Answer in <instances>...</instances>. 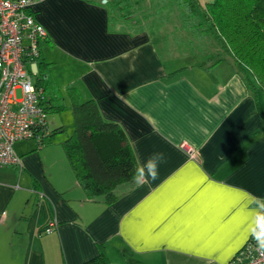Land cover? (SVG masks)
<instances>
[{
	"label": "crops",
	"instance_id": "1",
	"mask_svg": "<svg viewBox=\"0 0 264 264\" xmlns=\"http://www.w3.org/2000/svg\"><path fill=\"white\" fill-rule=\"evenodd\" d=\"M32 14L64 109L75 87L120 125L138 166L156 152L165 162L106 203L87 198L56 130L15 142L21 165L0 167V264H82L101 249L112 264H230L251 236L252 198H264V96L229 57L203 69L166 54L102 4L42 0Z\"/></svg>",
	"mask_w": 264,
	"mask_h": 264
},
{
	"label": "trees",
	"instance_id": "2",
	"mask_svg": "<svg viewBox=\"0 0 264 264\" xmlns=\"http://www.w3.org/2000/svg\"><path fill=\"white\" fill-rule=\"evenodd\" d=\"M90 1L106 8L110 22L124 21L127 28H142L128 17L138 6H146V21L157 13L174 14L175 31L185 34L178 45L203 59L202 64H196L198 67L211 68L223 60V54L232 60L247 88L256 89L254 78L259 89H264V0ZM36 84L44 92L47 113L64 109L63 96L52 80L49 64L41 58ZM67 92L73 127L61 142L65 157L87 198L113 202L118 198V187L134 184L138 165L133 152L120 125L104 119L93 99L78 100L75 87L69 86ZM82 264L112 263L101 249Z\"/></svg>",
	"mask_w": 264,
	"mask_h": 264
},
{
	"label": "built area",
	"instance_id": "3",
	"mask_svg": "<svg viewBox=\"0 0 264 264\" xmlns=\"http://www.w3.org/2000/svg\"><path fill=\"white\" fill-rule=\"evenodd\" d=\"M32 5L33 0H0V167L21 165L15 142L32 139L42 144L50 134L45 95L36 84L40 43L48 34L34 18ZM181 147L192 154L186 143ZM53 227L49 219L43 232ZM230 264H264V251L251 235Z\"/></svg>",
	"mask_w": 264,
	"mask_h": 264
},
{
	"label": "rangeland",
	"instance_id": "4",
	"mask_svg": "<svg viewBox=\"0 0 264 264\" xmlns=\"http://www.w3.org/2000/svg\"><path fill=\"white\" fill-rule=\"evenodd\" d=\"M146 6H138L133 14H129V19H133L132 21L137 22V24L145 28L151 34L154 42L158 47H160L161 51L164 53H175L178 57H183L188 63L202 64L203 59L194 57L190 54L185 47H179V39L184 38L185 34H181L178 31H175L174 26L177 24V19L174 14L169 12H162L153 15L149 20L146 21L145 17L147 14ZM113 19V16L111 17ZM114 25L117 24H125L124 21L113 20ZM134 28V27H133ZM182 46H186L185 43H182ZM216 52V50H214ZM223 56V59L227 56L220 54ZM181 58V59H183ZM253 81L256 84L257 90L260 91L262 96H264V89L262 91L259 89V84L257 80L253 78ZM255 90V89H254ZM17 94L19 96V90H17ZM48 127L56 130L52 137L58 138L57 140H64L66 136L70 134L73 127L72 114L70 109H64L60 112H51L47 114L46 117ZM63 126V129L59 131V127Z\"/></svg>",
	"mask_w": 264,
	"mask_h": 264
},
{
	"label": "clouds",
	"instance_id": "5",
	"mask_svg": "<svg viewBox=\"0 0 264 264\" xmlns=\"http://www.w3.org/2000/svg\"><path fill=\"white\" fill-rule=\"evenodd\" d=\"M41 2L42 0H33V3ZM164 162V153H153L145 162L141 163L140 166L134 170L133 180L137 183H141L149 179H157L159 167ZM251 202L255 205V208L252 212V219L248 226V230L254 238L257 247L261 251H264V198L253 197Z\"/></svg>",
	"mask_w": 264,
	"mask_h": 264
},
{
	"label": "water",
	"instance_id": "6",
	"mask_svg": "<svg viewBox=\"0 0 264 264\" xmlns=\"http://www.w3.org/2000/svg\"><path fill=\"white\" fill-rule=\"evenodd\" d=\"M102 2L104 3V2H105V0H102Z\"/></svg>",
	"mask_w": 264,
	"mask_h": 264
}]
</instances>
